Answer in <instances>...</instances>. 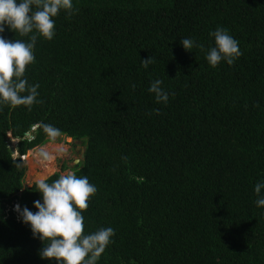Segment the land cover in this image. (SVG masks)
Segmentation results:
<instances>
[{
  "label": "trees",
  "instance_id": "obj_1",
  "mask_svg": "<svg viewBox=\"0 0 264 264\" xmlns=\"http://www.w3.org/2000/svg\"><path fill=\"white\" fill-rule=\"evenodd\" d=\"M73 5L26 66L41 102L0 105V264H55L39 257L41 241L13 211L19 203L35 212L41 198L35 182L23 187L22 157L47 142L38 122L82 140L83 166L72 169L97 188L84 233L115 230L97 264H264V207L253 191L264 180V0ZM217 27L243 53L231 66L213 68L205 52L180 44L193 38L206 51ZM156 79L167 104L148 92Z\"/></svg>",
  "mask_w": 264,
  "mask_h": 264
},
{
  "label": "clouds",
  "instance_id": "obj_2",
  "mask_svg": "<svg viewBox=\"0 0 264 264\" xmlns=\"http://www.w3.org/2000/svg\"><path fill=\"white\" fill-rule=\"evenodd\" d=\"M72 14L75 9L73 0H0V105L10 107L25 106L28 110L40 103L39 84H29L25 77L26 66L35 62L34 47L37 39L52 40L55 36V19L60 11ZM28 36V41L6 39L5 29ZM31 34V35H30ZM213 45L206 51L202 44L193 38L180 40L186 51L194 47L205 52L208 64L215 68L221 62L232 65L243 53L239 42L223 27L209 32ZM155 57L141 60L147 68ZM163 81L156 79L150 83L148 92L154 94L157 103L167 104L170 93L162 88ZM135 88V85H131ZM159 114V110H155ZM45 134L47 145L34 149L33 157L41 163L50 164L62 156L66 149L58 143L63 132L54 125L38 122L33 126ZM76 163L83 166L82 160ZM56 172L52 169L49 175ZM48 176L35 181L40 199L33 202L35 212L19 203L13 211L22 224L27 225L34 239H39L42 247L38 250L41 259L55 261V264H97L102 253L115 235L112 227L84 233L83 210L88 208V200L97 192L94 184L86 175L78 176L76 171L68 170L59 178L48 183ZM264 180L258 181L253 188L257 207H264Z\"/></svg>",
  "mask_w": 264,
  "mask_h": 264
},
{
  "label": "rangeland",
  "instance_id": "obj_3",
  "mask_svg": "<svg viewBox=\"0 0 264 264\" xmlns=\"http://www.w3.org/2000/svg\"><path fill=\"white\" fill-rule=\"evenodd\" d=\"M17 143V139L10 140V145L13 148V151L17 146ZM58 143H62L66 151L62 156L57 157L55 161L47 165L39 162L33 157L32 153L37 147L27 151L24 158H22L24 165L26 166V173L23 180L24 188L31 186L37 179H39L37 175L46 170V166L51 167V170L56 169V172L63 174L68 170H73L72 168H74V166L77 164L76 160H81V154L83 153L84 149L82 140H74L71 137H66L63 135L61 138H58ZM43 145H47L50 151L54 148L53 145H48V142ZM13 154L14 156H17V152L14 151ZM49 173L45 174L44 176H51Z\"/></svg>",
  "mask_w": 264,
  "mask_h": 264
},
{
  "label": "bare ground",
  "instance_id": "obj_4",
  "mask_svg": "<svg viewBox=\"0 0 264 264\" xmlns=\"http://www.w3.org/2000/svg\"><path fill=\"white\" fill-rule=\"evenodd\" d=\"M45 169L46 170H44L42 173L37 175L38 178L43 177L45 174H47V173H49L51 171V167L46 166Z\"/></svg>",
  "mask_w": 264,
  "mask_h": 264
},
{
  "label": "water",
  "instance_id": "obj_5",
  "mask_svg": "<svg viewBox=\"0 0 264 264\" xmlns=\"http://www.w3.org/2000/svg\"><path fill=\"white\" fill-rule=\"evenodd\" d=\"M26 136H28V137H32V134H31V132H26V134H25ZM84 150H85V148L83 149V153L81 154V159H83L84 158ZM13 151V150H12ZM14 152V151H13ZM22 158H24V156L22 157Z\"/></svg>",
  "mask_w": 264,
  "mask_h": 264
}]
</instances>
